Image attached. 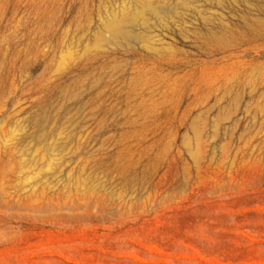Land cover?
<instances>
[{"label":"rangeland","instance_id":"1","mask_svg":"<svg viewBox=\"0 0 264 264\" xmlns=\"http://www.w3.org/2000/svg\"><path fill=\"white\" fill-rule=\"evenodd\" d=\"M136 1L0 0V264H264V1Z\"/></svg>","mask_w":264,"mask_h":264},{"label":"bare ground","instance_id":"2","mask_svg":"<svg viewBox=\"0 0 264 264\" xmlns=\"http://www.w3.org/2000/svg\"><path fill=\"white\" fill-rule=\"evenodd\" d=\"M180 1L177 8L185 10L191 7L194 0ZM110 18V23L106 25V30L110 34V40L125 41L127 43L136 42L140 43L143 47L153 49L148 35L150 31V21L154 20L159 24H164L169 20H180V14L177 11L168 9L166 5L160 4L158 0H137L133 6H126L120 12L112 13ZM137 21L141 22V33H137L133 30V26H135L134 23ZM104 41L106 40L102 38V35L97 37L98 44ZM194 133L197 137L198 129L195 126Z\"/></svg>","mask_w":264,"mask_h":264}]
</instances>
